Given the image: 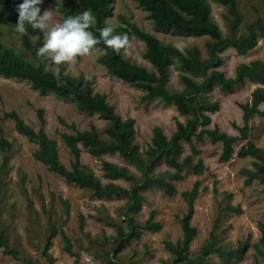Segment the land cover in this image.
<instances>
[{
	"label": "rangeland",
	"instance_id": "obj_1",
	"mask_svg": "<svg viewBox=\"0 0 264 264\" xmlns=\"http://www.w3.org/2000/svg\"><path fill=\"white\" fill-rule=\"evenodd\" d=\"M62 8H75L79 4L74 0L69 4L67 0H57ZM211 15L219 25L224 36L230 34V21L227 8L210 2ZM238 11L242 21L238 36L246 33V26L263 16L261 0H237ZM17 6H0V11L6 14L16 11ZM41 14L45 10H53L46 0L39 5ZM112 14L107 18V26L117 27L121 24L123 16L135 23L140 29L156 36L165 44H173L180 50L198 47L207 58V43L209 37H189L179 35L171 30L157 29L149 19L148 13L139 7L133 0H111ZM61 15L53 10V16L48 21L52 26L61 22ZM24 33L15 31V26L0 24V39L7 47L15 48L26 60L36 63L30 53L22 44ZM33 44L36 36L28 33ZM123 55L129 62L152 70L151 64L144 58L145 45L134 36H127ZM104 54L94 49L87 54L78 56L72 62H67V73L73 77L82 78L84 82L92 85L94 93L107 96L108 102L115 108L116 114L123 119L135 120L137 131L136 142L141 152L151 143L152 130L161 127L168 138L176 131L175 118L185 123L187 117L180 116L174 107L164 106L160 102L146 104L143 101L144 92L108 74L107 70L98 63ZM222 65L219 70L231 78L234 77L241 64L253 61H264V38L259 39L257 47L246 56H239L235 49L230 48L221 54ZM37 64V63H36ZM49 70L59 71L58 65L46 63ZM170 84L176 91H181L179 72L170 70ZM257 84L246 82L230 92H222L218 88L209 94L213 102H219L220 111L212 115L211 128L218 127L231 136H238L236 126H243V113L238 104L246 103L251 99L252 92ZM44 109L46 125L44 131L57 141L61 162L71 168L72 155L66 147L61 135L73 134L74 131L60 124L64 119L74 124L79 131H85L95 125L101 138L109 140L105 134L109 122L102 120L98 115H88L79 112L75 105L58 99L54 95H40L31 89L30 83L20 80L6 79L0 76V136L3 135L13 143L11 160L7 171L2 172L3 154L0 151V228L4 231L7 245L21 253V260H15L3 254L0 249V264H25L33 259L36 264H48L42 256L48 235L49 224H55L59 231H64L70 238L74 256L65 251V244L59 234L53 241L50 253L57 264H174V256L166 249V243L176 244L182 240L183 234L177 217L186 213V204L180 195L169 198L159 190H150L143 193L145 202L143 210L137 217L140 223L148 220L150 213L155 212V221L160 222V232H145L141 240H132L125 245L114 258L112 253L116 246L117 232L114 225L123 227L127 232L124 219L126 199H98L94 192L80 189L75 185L67 184L62 177L51 173L34 158L38 145L15 130L12 120H3L5 112L16 111L25 123L36 131L41 129L36 111ZM264 111V103L260 106ZM250 140L258 147L264 148V119L255 116L250 122ZM201 151L206 170L201 177L193 175L191 167L187 169L186 178L181 183H175L180 193L190 190L195 182L200 181L201 192L195 202V215L192 226L198 231V236L190 246V253L196 257L201 248L210 238L215 228L218 235V245L226 250H237L244 245L243 253L231 264H264V258L256 247L259 245L261 233L259 224L264 223V185L255 181L250 186L245 184L244 169L252 168V159L234 158L229 163L220 161L222 145L196 144ZM81 162L92 170L95 177L103 185L115 183L129 188L130 184L123 180L109 181L104 177L103 162H110L119 167L128 168L129 171L140 177L141 173L136 167L126 163L118 154L104 155L96 158L89 154L84 146L80 145ZM192 155L190 148L184 145L182 161ZM197 162V158H193ZM171 171L161 164L156 173ZM172 172V171H171ZM21 175L26 176L25 187L29 193L32 207L28 206L27 199L21 188ZM217 189V193L215 192ZM232 199L228 200L227 195ZM64 199L70 204V214L65 213ZM227 205L240 207V215H229L224 212ZM223 213L219 215V209ZM84 216L85 227L80 230V217ZM209 262L222 264L217 255H212Z\"/></svg>",
	"mask_w": 264,
	"mask_h": 264
},
{
	"label": "trees",
	"instance_id": "obj_2",
	"mask_svg": "<svg viewBox=\"0 0 264 264\" xmlns=\"http://www.w3.org/2000/svg\"><path fill=\"white\" fill-rule=\"evenodd\" d=\"M52 9L61 15V20L68 16L82 13L85 9H91L95 16V23L90 31L97 37L98 29L107 26V18L112 14L111 0H75L79 5L75 8H62L57 0H46ZM73 4L74 0H67ZM140 8L148 13L149 19L160 30H171L176 34L189 37H209L212 41L207 43V58L203 59L198 47L180 50L173 44H165L156 36L140 29L135 23L121 16V24L114 28V34H126L134 36L145 45L144 58L151 64L152 70L129 62L123 52L125 46L118 50L108 48L102 41L95 46L104 54L98 59L109 75L124 83L144 92L143 101L146 104L160 102L164 106L174 107L180 116L187 117L185 123L175 118L176 131L168 138L161 127L152 130L151 143L141 152L136 142L137 131L135 120L123 119L116 114L115 108L108 102L107 96L94 93L92 85L84 82V79L73 77L67 73L66 64L58 65L59 71L49 70L46 63L53 64L44 57L37 56V50L43 43V33L26 24V34L23 35L22 44L37 63L26 60L13 47H7L0 39V76L6 79L26 81L31 89L40 95H54L58 99L72 103L81 113L98 115L102 120L109 122L105 134L109 140H103L95 125L88 130L79 131L74 124L59 119L61 125L74 131L73 134L61 135L66 147L72 155L71 168H67L60 160L58 143L51 139L44 131L46 125L44 109L36 111L41 129L36 131L24 122L18 112L10 111L3 114V120H12L18 134L26 137L29 142L37 144L38 150L34 158L42 163L49 172L59 175L69 185H75L80 189L94 192L98 199H126L124 219L127 232L123 227L114 225L117 232L116 246L113 248L114 258L121 252L125 245L132 240H141L145 232H160L162 225L155 221L156 213H150L148 220L140 223L137 217L143 210L145 202L144 192L159 190L169 198L180 195L187 208L183 217H177L181 229L182 240L176 244L166 243V249L174 256V264H213L209 262L212 255H217L222 264L231 262L243 253V246L237 250H226L218 245V235L214 228L210 238L201 248L199 254L193 257L190 246L198 236V231L192 226L195 215V202L201 192V182L197 181L190 190L179 194L175 183H181L186 178V171L191 167L193 175L201 177L205 170V164L200 158L201 151L196 144L222 145L220 161L229 163L235 157L238 159L251 158L252 168L244 169L245 184L250 186L257 181L264 185V148L258 147L250 140V122L257 116L264 119V111L260 106L264 103V61H253L249 64H241L234 77H227L219 70L222 65L221 54L233 48L239 56H246L254 50L259 39L264 38V12L263 16L246 26V33L238 36V30L242 16L238 11L237 0H133ZM264 9V0H261ZM22 0H0V6H17ZM210 2H214L227 8L230 21V34L224 36L219 25L211 15ZM18 22L17 11L10 12L6 16L0 11V24L13 25ZM28 33L36 36L33 44ZM54 65V64H53ZM179 72L181 91H176L170 84V70ZM246 82L257 84L252 92L251 99L246 103L238 104L243 113V126L235 125L238 136H231L218 127L211 128L212 115L220 111L219 102H213L209 94L218 88L222 92H230ZM80 145L84 146L89 154L96 158L104 155L118 154L126 163L136 167L141 176L133 175L128 168L119 167L110 162H103L104 177L109 181L123 180L130 184L125 188L111 182L103 185L90 168L81 162ZM184 145H187L192 155L182 161ZM13 143L3 135L0 136V151L3 154L1 171L9 168ZM193 158H197V162ZM163 164L171 171L156 173L158 167ZM21 188L27 199L29 207L32 201L26 184V176L21 175ZM217 193V189H215ZM232 195H227L228 200ZM1 200V191H0ZM65 213L70 214V204L61 199ZM224 212L229 215H240V207L227 205ZM223 209H219V215ZM85 227L84 216L80 217V230ZM261 238L258 248L264 258V223L259 224ZM61 235L65 244V251L74 256L70 238L64 231L50 223L48 235L42 256L48 264H57L56 259L50 253L54 239ZM0 249L3 254L15 260H21V253L9 247L4 231L0 228ZM112 264H119L111 261ZM25 264H36L29 259ZM260 264V263H256Z\"/></svg>",
	"mask_w": 264,
	"mask_h": 264
},
{
	"label": "clouds",
	"instance_id": "obj_3",
	"mask_svg": "<svg viewBox=\"0 0 264 264\" xmlns=\"http://www.w3.org/2000/svg\"><path fill=\"white\" fill-rule=\"evenodd\" d=\"M42 3L43 0H22L17 5L18 22L15 24V31L26 32V24L40 30L43 33V43L36 54L38 57L50 60L54 65L72 62L78 56L94 50L101 41L113 50H118L128 42L127 35L114 34V28L111 25L99 28L98 37L94 35L89 30L95 23V16L91 9L68 16L50 26L48 21L53 16V10H45L41 14L39 5Z\"/></svg>",
	"mask_w": 264,
	"mask_h": 264
}]
</instances>
